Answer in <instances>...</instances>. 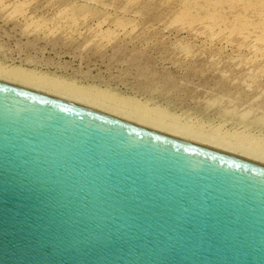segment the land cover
<instances>
[{
  "label": "water",
  "instance_id": "1",
  "mask_svg": "<svg viewBox=\"0 0 264 264\" xmlns=\"http://www.w3.org/2000/svg\"><path fill=\"white\" fill-rule=\"evenodd\" d=\"M0 264H264V161L0 81Z\"/></svg>",
  "mask_w": 264,
  "mask_h": 264
},
{
  "label": "rangeland",
  "instance_id": "2",
  "mask_svg": "<svg viewBox=\"0 0 264 264\" xmlns=\"http://www.w3.org/2000/svg\"><path fill=\"white\" fill-rule=\"evenodd\" d=\"M204 1L0 0V71L148 113L205 142L244 143L261 158L264 39L250 11L262 7L229 3L215 26ZM250 21L256 28L242 33Z\"/></svg>",
  "mask_w": 264,
  "mask_h": 264
},
{
  "label": "bare ground",
  "instance_id": "3",
  "mask_svg": "<svg viewBox=\"0 0 264 264\" xmlns=\"http://www.w3.org/2000/svg\"><path fill=\"white\" fill-rule=\"evenodd\" d=\"M191 1V0H190ZM195 1V0H194ZM199 2L201 1V0H198ZM206 1V0H205ZM204 1V2H205ZM185 2V1H184ZM197 2V1H196ZM207 2V4L208 5H210L211 7H213L214 9L211 11V13L209 12V14H208V19L207 20H209V21H212L213 23H214V19L215 18H220L219 16H222L223 14H221V15H219L220 14V9L219 8H221V7H223L224 8V6H226L227 7V5L230 3V5H232V6H237L238 8L240 7V10H241V7H247L248 6V9H249V6H254V7H251V10H252V8L253 9H255V5H259V7H262V9H259V11H256L255 10V12H254V14H253V10L252 11H250V12H252L251 13V15L252 16H254V17H256V18H258L259 17V20L260 19H262L261 21H259L258 23H257V25H259L260 26V28L261 29H258L259 31H258V37L260 38V39H264V0H211V1H206ZM186 3V2H185ZM190 3H192V2H190ZM194 3V2H193ZM202 3V2H201ZM195 4V3H194ZM229 5V6H230ZM196 6H198L197 4H196ZM228 8V7H227ZM242 8V9H243ZM212 9V8H211ZM218 9H219V11H218ZM226 9V8H225ZM257 9H258V7H257ZM221 10H222V8H221ZM235 10V9H234ZM246 10H247V8H246ZM250 10V9H249ZM217 11H218V14H216L217 13ZM183 12V11H182ZM222 12H224V10L222 11ZM227 12V11H226ZM68 13V12H67ZM181 13V12H180ZM202 13H204V11L202 12ZM229 13V12H228ZM227 13V14H228ZM241 13V12H240ZM234 14V13H233ZM236 14V13H235ZM206 15V14H205ZM217 15H219V16H217ZM249 15H250V13H249ZM248 15V16H249ZM233 16V15H232ZM258 16V17H257ZM206 17V16H205ZM234 17V16H233ZM253 17V18H254ZM215 20H217V19H215ZM252 20H254V19H252V17H251V21ZM257 20V19H256ZM235 21V20H234ZM243 21V20H242ZM250 21V22H251ZM253 22V21H252ZM252 22L251 23H247V25L246 26H244L245 27V29L244 28H242L241 27V29H239V30H241V31H244V30H250L251 29V27H253V29H255L256 27L255 26H253L254 25V23L252 24ZM216 23V22H215ZM215 23H214V25H215ZM256 23H255V25H256ZM234 25V24H233ZM40 26V25H39ZM216 26V25H215ZM220 26V25H219ZM27 27V26H26ZM69 27V26H68ZM227 27V26H226ZM235 27V26H234ZM228 28V27H227ZM238 28V27H237ZM240 28V27H239ZM230 29V28H229ZM235 30H236V28H235ZM238 30V29H237ZM234 32V31H233ZM237 32V31H236ZM240 32V31H239ZM246 31H244V32H242V33H245ZM232 33V32H231ZM241 33V32H240ZM255 33V32H254ZM253 34V33H252ZM231 37V36H230ZM263 41V40H262ZM261 43V42H260ZM239 49V48H238ZM41 78V77H40ZM40 78H34V77H27V76H25V75H23L22 74V72H19L18 70H16V69H10V71L8 72V71H0V81H3V82H6V83H10V84H13V85H17V86H20V87H24V88H27V89H31V90H35V91H38V92H42V93H45V94H49V95H52V96H56V97H59V98H63V99H67V100H70V101H74V102H77V103H81V104H84V105H87V106H90V107H94V108H97V109H100V110H103V111H106V112H109V113H113V114H116V115H119V116H122V117H125V118H128V119H132V120H135V121H138V122H141V123H144V124H147V125H150V126H154V127H157V128H160V129H163V130H166V131H169V132H173V133H176V134H179V135H182V136H185V137H188V138H192V139H195V140H198V141H201V142H204V143H207V144H210V145H214V146H217V147H220V148H223V149H226V150H229V151H233V152H236V153H239V154H242V155H245V156H248V157H252V158H255V159H258V160H261V161H264V159L262 158V157H264V156H262L261 158L260 157H257V156H259L260 154H258L257 155V152L258 153H260L259 151H255L256 152V154L254 153V154H252L253 153V151H254V147L253 148H250V147H248V148H250V149H247L246 147H244L245 145H244V143H242V144H239V143H241V142H239L238 140H235V141H238L239 143H237V144H239V145H242L244 148V150L245 149H247V150H252V153L249 151V152H246V150L244 151V150H241V149H239V148H241V147H239V148H237V144H236V142H235V144L237 145L236 147H234L235 145L233 144L234 142H232L231 140V142H232V145H228V146H225L224 144L225 143H227L226 142V138L224 139L225 140V143L223 144L222 142L224 141L223 139H221V145H220V143H219V137L217 138V140H219L218 142L214 139V137L212 136L211 138H212V140H214L213 142H205V140H202L204 137L202 136V139H200L201 138V136L199 137L198 135H190V134H188L186 131L184 132V130H182V129H179V127H178V129L179 130H181V131H179L178 129H176V128H171L172 126H169L168 124H166V125H168V126H166L165 127V124H163L164 126H162V124H158V123H161V122H159L158 120H156V121H158V122H155V119L157 118V117H155V118H149V117H151V116H149V115H145V114H143L142 115V113H140V111H138L140 114H137V111L136 112H134L132 109V111L134 112V113H132V111L131 112H129L128 110L126 111L125 109H123V108H120L119 106H117V107H119L120 108V110L118 111V109H117V107H113V106H111V105H114L113 103L110 105V104H108V103H111V102H106V101H108V100H104V101H102L101 100V98H99L100 99V102H99V99H98V97L97 96H95V95H90V94H88V93H84V92H82V93H80V92H74L75 90H73V92L72 91H70V92H67V90L69 91V89L67 88V87H65V89H66V91H65V89H63V87H60V86H58L57 84H55V83H49V82H47V81H45V80H41ZM60 87V88H59ZM58 89H59V91H58ZM61 89V90H60ZM96 99H98V101L96 100ZM103 99V98H102ZM110 105V106H108V105ZM121 105V104H120ZM128 106V105H127ZM123 107V106H122ZM125 107V106H124ZM130 107V106H129ZM113 108V109H112ZM114 109H117V111H115ZM121 109L124 111H126V113L125 112H120L121 111ZM128 109V108H127ZM130 110V109H129ZM141 110V109H140ZM127 112H129V113H127ZM144 113V112H143ZM150 113V112H149ZM148 116V117H147ZM155 116V115H154ZM153 116V117H154ZM159 116V115H158ZM151 119H152V121H151ZM160 119V118H159ZM153 120H154V122H153ZM151 121V122H150ZM172 125V124H171ZM177 126V125H176ZM174 127V126H173ZM186 127V126H185ZM189 133H191L190 131H189ZM197 133V132H196ZM204 134V133H203ZM201 135V134H200ZM199 138H198V137ZM209 137V136H208ZM207 140V139H206ZM209 140V139H208ZM210 141H211V139H210ZM228 141V140H227ZM231 142H229L228 141V143H231ZM227 143V144H228ZM249 146H252V145H249ZM255 155H257V156H255Z\"/></svg>",
  "mask_w": 264,
  "mask_h": 264
}]
</instances>
